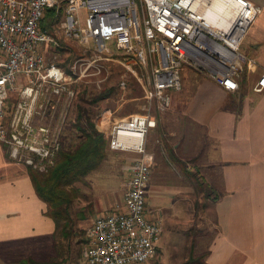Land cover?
<instances>
[{
	"label": "built area",
	"instance_id": "obj_1",
	"mask_svg": "<svg viewBox=\"0 0 264 264\" xmlns=\"http://www.w3.org/2000/svg\"><path fill=\"white\" fill-rule=\"evenodd\" d=\"M234 1L236 15L224 28L206 18L204 0H0V143L8 146L10 158L41 171L49 166L36 161L54 162L62 132L49 127L52 97H60L65 90L72 96L67 89L71 78L84 76L96 61L80 55L69 73L48 62L45 52L55 53L60 47L58 32L86 53L111 58L117 52L126 72L143 86V97L161 112L172 103L171 91L182 88L183 66L228 91L238 90L245 61L255 64L241 45L262 9L250 0ZM47 8L62 12L58 30L54 25L43 26ZM136 65L147 72L146 83ZM19 80L25 84L19 86ZM119 85L124 89L128 84L123 79ZM254 90H264V70ZM12 93L18 94V100L7 125L5 105ZM37 118L44 122L37 123ZM156 125L149 108L143 114L131 112L118 118L104 132L110 150L135 156L123 205L96 214L87 230L83 264H146L157 256L162 223L146 214L153 164L146 141Z\"/></svg>",
	"mask_w": 264,
	"mask_h": 264
},
{
	"label": "crops",
	"instance_id": "obj_2",
	"mask_svg": "<svg viewBox=\"0 0 264 264\" xmlns=\"http://www.w3.org/2000/svg\"><path fill=\"white\" fill-rule=\"evenodd\" d=\"M250 1L262 11L241 45L255 64L245 61L239 89L228 91L196 69L181 67L182 88L171 91L172 103L159 113L147 139L153 154L147 217L161 221L163 235L167 221L183 223L186 260L190 253L201 252L198 257L205 264H264V90H254L264 70V0ZM17 100L18 94L12 93L6 105L12 102L15 108ZM109 115L95 118V127L106 132L113 123ZM71 117H66L61 134ZM10 119L3 122L8 125ZM112 152L127 154L122 169L129 174L135 153ZM101 199L82 220L92 222L98 212L119 204L118 199ZM46 211L28 165L10 158L8 146L0 143V264L28 259L48 264L57 254V223ZM90 225L83 228L84 246ZM157 256L152 260L157 262Z\"/></svg>",
	"mask_w": 264,
	"mask_h": 264
},
{
	"label": "rangeland",
	"instance_id": "obj_3",
	"mask_svg": "<svg viewBox=\"0 0 264 264\" xmlns=\"http://www.w3.org/2000/svg\"><path fill=\"white\" fill-rule=\"evenodd\" d=\"M45 19L47 20L46 15ZM60 19L62 20V17H60ZM54 28L58 30L59 23H55ZM56 36L58 37L60 47L57 48V52L55 51V53L48 50L45 52L46 60L48 62H55L59 64L65 71H68L69 73L71 66L74 64V62L80 55H86V57H88V60L96 58V61L95 65L91 67L87 71L88 73H86L84 76L76 78L75 75L71 78L67 89H70V91L73 92L72 96L69 95V92H67L66 90L60 97H52V95H50V97H52L51 103L54 105L53 108L49 107L47 110V115L49 117H53L49 123L50 128L57 127L61 131L66 117L68 115L72 116L68 119V121H71L74 118L73 116H75L76 114L74 106L77 105V103H81L79 99L80 95L78 93L83 87H87L88 89L90 88L96 91L104 87H113L117 84L119 85L123 79L126 80L128 85H126L124 89L121 88V86L119 85L120 90L117 94L116 99H107L105 101H101L96 107V110L95 106L92 107L93 111H97V114L94 115L93 120L95 118H97L98 120L103 116L110 114V118H108V121L112 123L120 117L127 116L131 112H139L143 114L146 113L147 110L150 108V112L156 116V121L158 123V118L160 115L159 113H164L166 112V110L162 112L159 111L155 103L152 102L151 104L145 99V97H143V86L133 74L126 72V68L118 60V58L120 57L118 56L117 52L114 53L111 58H107L105 56L101 57V55L93 54L92 52H84L86 51L85 48L81 47L77 42L65 38L62 32L56 33ZM90 45H92V42L90 43ZM109 45L112 48H115V44L113 43V41H110ZM60 49H62L63 52L60 51ZM135 67L138 70V75L142 78L143 83H146L147 72L145 71V69L138 68L137 65ZM18 84L19 86H23L25 82L19 80ZM129 92H131L134 97H128ZM40 100H42V98ZM129 102L134 103V109L133 111L128 113L125 111H127L126 106L129 104ZM13 111L14 103L11 102L9 103V105H5V123L9 121ZM63 115L64 120L62 122ZM36 122L40 123L44 122V120H40L39 118H37ZM100 131L103 132L102 130ZM149 137L150 133H148L147 139ZM53 159L55 160V155L52 156V160ZM126 159L127 154L116 153L112 152V150H109L108 159L103 164H101L97 170L90 173V175H88L83 182H77L76 185L80 188L81 193L80 196L75 199L69 209L71 220V235L68 238L67 243H69V246L71 248L69 250L67 260L63 261L62 255H58L57 253L52 259L49 260L48 264H50L51 262H53V264H83V252L85 248V242L82 240L85 237L83 228H87L89 224L92 223L90 222L92 219H87L89 216L88 209H91L93 203L101 201V198H104L106 202L108 200L114 202L115 199H118L119 201V204L118 202L115 203L113 206H111L110 209H107V211L115 210L119 205H121L120 197H123V193L127 189V181L129 179V174H127L126 171L122 169L123 166L128 164ZM36 162L39 165H44L45 168L48 166H52L54 163L47 159L43 161L38 160ZM33 168L40 170L37 167ZM81 216H86L87 218L85 220H82L83 218H81ZM178 222L179 221H177V219L169 220V223L168 221L166 222L165 228L168 230H165L164 235L162 234L163 239L160 243L161 254H159V257L157 256L159 258L157 262L154 261L156 260L154 259L150 261V264H159L161 260L162 262L160 264H183L186 261L188 253L187 251L183 250L184 246L181 245L184 242L182 230L184 229V224ZM181 232L182 234L180 235ZM58 235L59 232H57V237ZM67 243L64 245L62 243V245L66 247L68 245ZM61 248L63 249V247ZM200 254L201 252L193 253V255L197 258Z\"/></svg>",
	"mask_w": 264,
	"mask_h": 264
},
{
	"label": "trees",
	"instance_id": "obj_4",
	"mask_svg": "<svg viewBox=\"0 0 264 264\" xmlns=\"http://www.w3.org/2000/svg\"><path fill=\"white\" fill-rule=\"evenodd\" d=\"M45 15L47 20L44 18L43 26L52 27L61 21L62 12L56 14L53 8H47ZM60 51L63 52L62 49ZM119 90L118 84L96 91L83 87L78 93L81 103L76 105V114L66 125L64 133L61 134V146L55 155L54 164L47 171H40L28 165L36 194L46 203L47 215L57 223L59 235L56 237V247L57 253L62 255L63 261L67 260L71 248L67 243L71 235L69 209L81 193L76 184L83 182L90 173L97 170L108 159L110 150L104 133L95 127L93 117L97 111H93L92 107L95 106L96 110L101 101L116 99ZM128 97L134 96L129 92ZM133 105L134 103L129 102L125 112L133 111ZM82 240L86 241L85 238ZM62 243L68 245L64 247ZM200 259L190 253L188 260L183 264H205ZM19 264L36 263L28 259L20 261Z\"/></svg>",
	"mask_w": 264,
	"mask_h": 264
},
{
	"label": "bare ground",
	"instance_id": "obj_5",
	"mask_svg": "<svg viewBox=\"0 0 264 264\" xmlns=\"http://www.w3.org/2000/svg\"><path fill=\"white\" fill-rule=\"evenodd\" d=\"M203 12L213 24L226 28L236 15L237 4L234 0H204Z\"/></svg>",
	"mask_w": 264,
	"mask_h": 264
}]
</instances>
